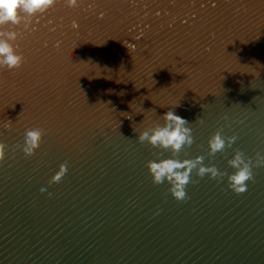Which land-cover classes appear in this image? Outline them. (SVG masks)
<instances>
[{
  "label": "water",
  "instance_id": "1",
  "mask_svg": "<svg viewBox=\"0 0 264 264\" xmlns=\"http://www.w3.org/2000/svg\"><path fill=\"white\" fill-rule=\"evenodd\" d=\"M4 27L24 59L0 68V264H264V167L243 193L193 172L177 200L146 167L171 153L136 140L179 104L180 159L264 154V0H55ZM217 130L237 140L209 156Z\"/></svg>",
  "mask_w": 264,
  "mask_h": 264
},
{
  "label": "clouds",
  "instance_id": "2",
  "mask_svg": "<svg viewBox=\"0 0 264 264\" xmlns=\"http://www.w3.org/2000/svg\"><path fill=\"white\" fill-rule=\"evenodd\" d=\"M73 0H68V6ZM55 3V0H0V68L7 67L13 69L23 63V56L14 45L17 39L15 31H9L5 25H19L27 22L37 13H43ZM168 109L161 115L162 124L138 131L136 140L140 143H148L154 148L163 149L171 153L170 157L159 158L147 162V169L155 184L167 182L170 185L169 191L177 200H184L186 196V186L192 181V174L203 178L206 174L213 179L222 180L227 176L228 187L236 193H243L247 189V181L254 179L253 170L257 167H264V154L260 151L255 153V157L237 149L233 157L228 161L234 169L231 174L220 171L215 165L204 164L205 157L196 155L193 158H179V153L194 142L192 128L189 122L175 112V108ZM227 120V115L224 117ZM203 122L202 119H199ZM11 129L10 124L4 125ZM137 131V130H136ZM42 135L39 128L31 127L23 131L20 141L12 146L13 154L18 149L22 155H30L36 147ZM237 140V136H226L222 130H217L207 141L208 155L213 156L217 152L223 151L226 147H231ZM9 146L0 140V163L5 159ZM67 163H61L58 170L51 176L49 184L59 182L67 172ZM39 192H46L44 186L39 187ZM51 195V193H48Z\"/></svg>",
  "mask_w": 264,
  "mask_h": 264
}]
</instances>
